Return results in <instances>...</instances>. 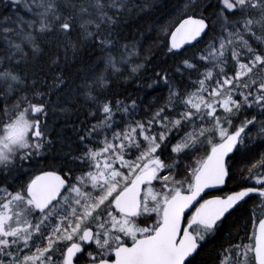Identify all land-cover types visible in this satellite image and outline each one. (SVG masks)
Wrapping results in <instances>:
<instances>
[{
	"label": "snow or ice",
	"instance_id": "6c2138e0",
	"mask_svg": "<svg viewBox=\"0 0 264 264\" xmlns=\"http://www.w3.org/2000/svg\"><path fill=\"white\" fill-rule=\"evenodd\" d=\"M153 6L0 0V264H192L249 200L217 262L264 264V0H181L144 47L123 30ZM85 47L95 67L70 87ZM158 56L172 67L146 87L163 103L105 95L140 87ZM81 100L76 146L39 168L49 113Z\"/></svg>",
	"mask_w": 264,
	"mask_h": 264
},
{
	"label": "trees",
	"instance_id": "16d2710c",
	"mask_svg": "<svg viewBox=\"0 0 264 264\" xmlns=\"http://www.w3.org/2000/svg\"><path fill=\"white\" fill-rule=\"evenodd\" d=\"M180 3L181 0H154V6L147 12L134 15L129 19L127 26L123 30L124 35L139 38V34H143V45L144 47H148L159 34L158 30L161 25H165L177 17V7ZM0 12H3L5 15L8 14L7 11L2 8H0ZM96 59L97 55L95 53L90 56L89 50L86 47L82 49L79 60L69 72L70 87L74 84H79L83 76L92 72L95 67ZM164 61L165 58L163 56H158L153 64L148 65L147 70L142 73L143 83L140 87H137L136 83L130 82L119 87H114L112 91L105 93V95L112 99H124L125 96L132 95L133 98L138 99V102L141 103L142 106L154 100L157 103H163L164 97L167 95V89L162 85L156 86L154 89H148L146 84L151 82L150 78H153L154 68L156 71H159L160 67H172V61ZM66 98L69 100L75 99L74 96H66ZM89 110V106L84 104L81 100L76 107L72 108L71 114L67 117L60 113H49L47 117L49 127L47 130L50 133L49 138L53 140V148L46 154V160L41 161L38 165L39 168L45 167V164L52 161L58 154L62 155L63 152L68 150L69 144L73 147L76 146L77 137L74 129H78L81 122L85 121L86 113ZM258 143L259 141H257V144ZM198 155H203V152ZM191 162V160L182 161V163ZM59 163L60 162L57 161V164ZM241 167H243V164L237 163V169ZM238 182L239 178H237L236 182H229L224 188L226 190L233 189ZM251 208L252 200H249L247 204L239 207L232 216L228 217V219L221 224L219 232L202 243L201 249L191 258L192 264H218L217 255L221 251V244L225 243L230 231L235 235L236 228L245 223L250 215ZM234 225L236 227H234ZM250 230L251 226L249 225V231ZM240 235L243 236V232H241Z\"/></svg>",
	"mask_w": 264,
	"mask_h": 264
},
{
	"label": "flooded vegetation",
	"instance_id": "af4514ba",
	"mask_svg": "<svg viewBox=\"0 0 264 264\" xmlns=\"http://www.w3.org/2000/svg\"><path fill=\"white\" fill-rule=\"evenodd\" d=\"M224 187H225V185L220 187V188H217L215 190H211V192L214 195H224L225 193H228L231 190V189L226 190Z\"/></svg>",
	"mask_w": 264,
	"mask_h": 264
},
{
	"label": "rangeland",
	"instance_id": "374dc122",
	"mask_svg": "<svg viewBox=\"0 0 264 264\" xmlns=\"http://www.w3.org/2000/svg\"><path fill=\"white\" fill-rule=\"evenodd\" d=\"M253 135H255V132H253Z\"/></svg>",
	"mask_w": 264,
	"mask_h": 264
},
{
	"label": "water",
	"instance_id": "95a60500",
	"mask_svg": "<svg viewBox=\"0 0 264 264\" xmlns=\"http://www.w3.org/2000/svg\"><path fill=\"white\" fill-rule=\"evenodd\" d=\"M213 190V189H212ZM210 191V190H209Z\"/></svg>",
	"mask_w": 264,
	"mask_h": 264
},
{
	"label": "bare ground",
	"instance_id": "6f19581e",
	"mask_svg": "<svg viewBox=\"0 0 264 264\" xmlns=\"http://www.w3.org/2000/svg\"><path fill=\"white\" fill-rule=\"evenodd\" d=\"M122 96V95H121Z\"/></svg>",
	"mask_w": 264,
	"mask_h": 264
}]
</instances>
